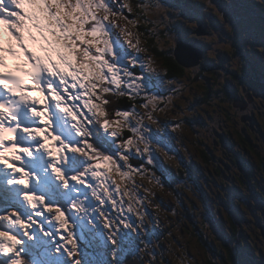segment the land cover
<instances>
[{"label": "clouds", "instance_id": "1", "mask_svg": "<svg viewBox=\"0 0 264 264\" xmlns=\"http://www.w3.org/2000/svg\"><path fill=\"white\" fill-rule=\"evenodd\" d=\"M153 3L155 7L138 6L149 17L147 23L152 27L148 34L156 38L159 50L146 45L144 32L134 33L127 26L124 10L134 11L132 0H110L107 9H92L83 26L87 35L66 33L63 49L43 62L46 71L36 75L38 69H29L28 79L0 73V172L8 186L18 187L27 209V214L8 209L0 215L5 225L0 228V264H45L46 254L63 257V264H82L77 236L81 225L106 241L109 252L105 264H166L164 252L157 247L159 238L147 240L159 219L155 215L160 212L157 193H165V188L161 177L138 157L146 160L158 154L171 169L177 157L150 140L149 129L159 132L161 121H174L170 132L175 140H182L184 118L191 114L189 105L198 94L209 96L218 111L228 112V107H219L221 103L231 106V115L240 118L257 107L253 101L259 97V110L264 113V95H256L239 80L246 62L233 46L231 24L212 0L198 3L202 12L219 21L223 31L208 26L205 34L188 37L207 46L203 57L192 65L176 61V36L166 34L175 21L167 17L169 9L156 5L155 0ZM255 5L264 11V0H255ZM176 19H180L178 13ZM181 23L197 28L195 21L182 19ZM93 28L99 31L92 33ZM85 40L90 43L85 44ZM253 47L264 56V45L249 43L245 51L250 53ZM85 51L92 59L84 55ZM161 56L176 61L184 71L166 68L158 58ZM205 60L215 67L204 68ZM102 64L113 71L102 68ZM209 78L212 83L205 87ZM226 82L233 85L243 109L234 107L226 95ZM157 87L163 91L157 93ZM21 115L31 126L20 127L17 117ZM96 137L111 145L113 155ZM69 155L80 161V168L66 177ZM36 156L44 160L45 172L61 190L71 186L73 198L66 208L46 203L42 194L32 190L38 180L26 167ZM132 163L139 167L133 168ZM179 168L175 163V169ZM178 183L192 190L183 180ZM125 232L134 238L136 248L121 260L119 249ZM37 235L47 239L46 251L33 246ZM236 246L232 241L231 248ZM177 259L178 264H189L183 256ZM256 264H264V255Z\"/></svg>", "mask_w": 264, "mask_h": 264}, {"label": "rangeland", "instance_id": "2", "mask_svg": "<svg viewBox=\"0 0 264 264\" xmlns=\"http://www.w3.org/2000/svg\"><path fill=\"white\" fill-rule=\"evenodd\" d=\"M141 1V4L144 7H155L153 0ZM117 2L119 3V0H117ZM212 2L217 5L219 10H221L222 6L220 4L216 3L215 0H212ZM155 4L169 9L166 15L170 21H175L169 25L168 29L166 30V34H169L170 36L175 35L176 43H178L180 40H183L186 42H191L193 45L197 44V41L188 39L191 34L196 33V31H193L195 29H191V33L180 35L179 26L176 23L178 20L181 21L182 19L188 20L190 22L195 20L191 18L192 12L186 9L184 5L185 3L182 2L177 4L175 0H155ZM20 6H23L21 8L23 16L16 15V8ZM5 7L11 8L12 11L4 12L3 9H0V16L7 17V20L0 19V22H8L10 28L12 26V29L17 31L20 39H17L16 42L22 41L27 35V32L24 29L29 30V27H27L26 23L28 18L36 19L38 22H40L41 27L37 28L40 30V33H36L37 31L35 32V29H33V35H40L43 39L46 51L45 54L47 56L46 60H48L52 54L59 53V51L54 48V42L58 45V47H60V50L63 49V41L65 39L66 33L74 31L77 35L81 36L88 34L83 26L88 22V16L91 14L92 9L94 7L101 6L96 2V0H14V2L5 0ZM200 7L203 6H198L199 9ZM126 12L125 15H127ZM177 13L180 19H176ZM236 15L237 14L232 9L224 10L225 19L231 24L234 32V35L231 37L232 43H236V41H238L242 48H245V45L249 43L253 45L255 43L253 42V35H255L254 31L248 29L247 26L242 23L240 24L243 25V28L241 30H236V27H234L236 24L238 26V16ZM92 18H94V16ZM13 20L14 22L10 23V21ZM128 20L129 19L127 17V26L133 28L134 33H138L139 31L134 27L132 22ZM69 21L72 23L70 24ZM77 25L79 27H77ZM209 25L214 30L221 32L223 31L222 25L216 26L213 22ZM31 29L32 28H30V30ZM98 31V28L92 29V33H97ZM238 32H240V34H238ZM239 35H241L242 38H240ZM260 35H264V33ZM164 39L166 40V38ZM15 43L13 42L12 44L14 45ZM84 43L89 44L90 42L85 40ZM259 44L264 45V42L261 40ZM206 47L207 46L203 44V49H201L202 52L205 51ZM253 52L254 47L250 53L248 52V54L253 55ZM115 54L116 53L114 51L113 55ZM84 55L89 59H92L87 51L84 52ZM256 65H258V63ZM117 66H119V64ZM101 67L103 68L109 66L107 64H102ZM203 67L211 69L215 67V65H212V63L208 61L207 63L204 62ZM109 71L113 70L109 67ZM245 76H247V72L243 70V75L241 77ZM113 79L115 82V77ZM242 80L245 81V78ZM210 81L211 78H209L206 83H209ZM230 84V82H226L225 89L227 87L230 88ZM155 91L159 93L162 92L163 89L157 87ZM203 96L206 95L198 94L197 98H194L192 104L189 105L188 112L191 114L184 118V132L182 140H175L174 135L170 132L171 126L175 123L174 121H161L160 123L162 127L159 132L151 128L149 129L150 140L164 147L170 154H174L177 157L176 161L171 165L175 173L167 164L163 162L162 158H160L158 154H151L146 160L143 157H138L141 163H144L143 161L148 163L149 166L156 172V174L161 177V181L165 188V193H157L156 199L160 203V212L155 213V215H157L159 219L155 221L156 227H154L148 233L147 240L151 242L152 238H159L160 243L157 245V247L164 252L163 259L166 261V264H178V256L185 257L189 264H209L207 263V260H211L213 264L216 261L220 262V257H212L213 255H211V249H217L218 245L222 243L231 246L232 241H235L237 245L234 250L236 251L237 256L238 254L239 256L241 255L243 262L242 264H256V261L262 255H264V237H260L257 235V232H254L257 224L255 220L256 218H264L263 214H261L264 211L261 205L256 203L257 201L252 198V196H255V193H253V190L249 188V185H247L246 182L239 183V186L243 188L244 192H246L245 196L248 197L246 198L244 196L243 198V208L232 204V202L234 203V201H237L238 198L236 197V193L235 195H231V191L233 190L231 188V183L229 181L227 182V180L223 177L219 178V176H216L218 179H214L213 181V178L208 175V168L205 165H201L202 159L205 164H207V162L202 156L200 158L198 150L203 149L201 146H206L207 143H214V141H211V138L208 136L209 134L206 133V128L213 122V120L219 118L218 115L223 117V111L217 110V107L214 106L213 100L211 98L209 100H204ZM219 107L221 108L230 106H225L221 103ZM194 138L201 141L202 145L199 143L198 144L200 146L194 144ZM207 138V141L204 140ZM96 139L100 144L101 141H99L98 138ZM106 150H108L106 152L109 155H113L110 145H106ZM220 151V148L216 150L218 154L214 156L215 160H219L221 158L220 154L222 153ZM227 151L229 153L228 158L232 160L235 153L230 150ZM40 159L42 158L39 156H36L34 159H32V162L35 163V165L30 164L32 169L30 168L31 166L28 168L26 167V170L31 171L38 180V183L32 186V190L42 194L45 197L46 203H51L55 206L61 207L62 209L66 208L70 199L73 198L71 186L68 190H61L59 188V184L54 181L53 177L45 172L46 163L43 159V161ZM72 163L73 165L77 166L73 168L72 165L68 163L69 167L65 169L66 173H64L66 177L79 171L80 161L78 160V163L72 161ZM175 163L180 164L179 169H175ZM195 165L196 170L193 169ZM131 166L133 168L139 167V165H135V163H132ZM182 168L186 169L187 172L188 169L194 173L197 171L195 174H197L199 177H196L195 174H193V178L190 177L189 179L188 173H185V177L183 176L182 179H177L176 175ZM209 168L211 170L218 169V167L213 163L209 164ZM181 180H183L185 184L190 185L192 190L189 191L187 187L179 184L178 182ZM0 181H2V179ZM226 182L228 183L227 186ZM220 183L224 184V189L220 188ZM9 190H12L13 194L15 195L14 197L16 199V203H12L10 200H7L6 202L5 199H1L0 215L4 214L8 209H16L22 214H27V209L21 202L20 191L18 187L12 185L9 187ZM56 192L62 194L60 197H63L64 195L67 197L65 199V205H61L53 199L54 195H56ZM168 193H170V195ZM224 198L228 200L225 201ZM202 200L204 201V206L208 205L212 207L210 216L202 215V207H200L203 205L201 203ZM193 203H196L199 206H195L196 209H194ZM247 207H249V209ZM217 209L223 214L232 217L234 220L237 219V216L251 215L250 217H252L253 222H250L248 225L244 226L241 224V226H239L240 231L236 234V236H227L221 229L220 234L218 230L219 227L224 225V222H221L218 219V212L216 211ZM239 209L242 210V212H240ZM149 211L153 212L152 209H149ZM192 212L195 213L194 216L191 214ZM238 220L240 223H243L242 218H239ZM249 220L251 219L249 218ZM259 222L264 225L263 221ZM3 227H5V225L0 222V228ZM77 236L79 238L78 243L80 244L82 264H105L103 261H106V258L94 253L91 254L89 249L93 246L95 248H99V250L106 251L108 254L109 246L102 235L99 233H93L85 225H81L77 229ZM201 236H204L205 239L209 241H207L206 244L201 243L199 240ZM211 239L215 240L213 241L214 247H210V243H212V241H210ZM47 245V239L40 238L39 235L36 236L35 243L33 245L34 247L46 251ZM127 245H129L131 248V252L135 251L136 241L129 233L125 232L121 235V247L124 248L122 249L120 247L119 249V258L121 260H123L126 254L125 248ZM257 248L259 250H257ZM172 249H174V252ZM235 259L237 262L238 257H235ZM45 264H63V257L46 254ZM220 264L225 263L220 262Z\"/></svg>", "mask_w": 264, "mask_h": 264}, {"label": "flooded vegetation", "instance_id": "3", "mask_svg": "<svg viewBox=\"0 0 264 264\" xmlns=\"http://www.w3.org/2000/svg\"><path fill=\"white\" fill-rule=\"evenodd\" d=\"M251 4V9L249 11H245L247 14L255 16L256 14L264 13V11L259 9V6L255 5V0H248ZM260 32L254 31L256 35L257 33H264V30L259 29ZM261 42V41H260ZM259 41L255 42L254 45L260 43ZM255 57L253 58L256 63H258L264 69V56L257 54L254 51ZM244 70L247 71V76L239 77L241 83H245L249 86V88L254 90L256 95H264V72L255 66V69L251 70V68L244 67ZM249 73V74H248ZM245 78V81L242 79ZM226 95L233 100L234 107H239L241 109L244 108V104L236 98L235 90L233 88H229L227 90ZM257 104V107L252 109L250 112H247L245 117H241L236 115H231L232 107H228V112L223 111V116L225 113H229V118L225 119H216L215 122L209 124L206 128V133L209 134L210 137H213L214 142L218 143L220 150L222 151L221 158L219 160H215L217 167L220 168L221 172H218V169L211 170L209 168V162L205 164L202 159V165H207L208 175H210L214 179H218L216 176L223 177L231 183V195H235L238 200H241L244 204V196L246 192H244L243 188L239 186V183H247L249 188L253 190L255 193L254 198L259 205H261L264 211V114L259 110V97H256L253 101ZM224 107H221V109ZM219 121V122H218ZM234 134L240 135L243 137V140H239L234 136ZM230 150L235 154V158L230 160L226 155L225 151ZM226 155V160H223L222 157ZM226 182V186L228 183ZM221 189H224V184H219ZM220 193V192H218ZM227 194V193H226ZM248 198L247 196H245ZM224 200H228L224 198ZM235 203V202H234ZM233 204V202H232ZM237 206V205H236ZM239 207V206H238ZM249 209V207H247ZM240 210V209H239ZM218 212V219L221 222H225L226 214H223L220 210H216ZM264 216V212L261 213ZM251 216V215H250ZM249 215L237 216V219L234 221L236 225H241L238 218H242L243 224L248 225V223L253 222L252 217ZM262 216V215H261ZM259 216V217H261ZM249 218L251 220H249ZM264 221V218H256L255 222L256 229L254 232H257L259 235V231L261 230V235L264 237V227L260 221ZM243 225V226H244ZM259 228V229H258ZM219 232V231H218ZM257 250H259L257 248Z\"/></svg>", "mask_w": 264, "mask_h": 264}, {"label": "trees", "instance_id": "4", "mask_svg": "<svg viewBox=\"0 0 264 264\" xmlns=\"http://www.w3.org/2000/svg\"><path fill=\"white\" fill-rule=\"evenodd\" d=\"M192 2L193 3H191V4H187V6H189V7H187L186 9L188 11L192 12V17L191 18L195 19L194 21L197 23V26L201 24V25L205 26V28L207 30V27L210 26L209 24L212 23V22L216 26L217 25H219V26L221 25L219 23V21L214 16H212L211 14L202 12L201 11L202 7H200V9L198 8V6H202L201 4L198 3V0H192ZM215 2L222 6L220 11H222L223 13H224V10L230 9V1L229 0H215ZM141 3H142L141 0H133L132 6L134 8V11H132L131 13L126 12L127 15H128L127 17L129 19L128 21L132 22L134 27L139 32L142 31V32L145 33L143 39L146 41V45L147 46H149V47H157V50H159V45L156 44V38L153 37V36H150L148 34V29L151 28L152 25L150 23H147V21L149 20V17L144 15V13L142 12L141 7L138 6V5H142ZM205 21H207V24H205ZM176 23L179 26L180 35H185L187 33H191V29L187 28L183 23H181L180 20H178ZM246 24H247V26L249 27L250 30H253V31H256V32H260L259 29L264 30V27L262 25H260L258 22H256L255 20H253V19H248L247 18V23ZM234 27H236V30H241L243 28L240 24H238V26L236 24ZM238 34H240V32H238ZM257 34H258L257 35L258 38H260L264 42V35H260V33H257ZM259 35H260V37H259ZM239 37L242 38L241 35H239ZM184 40H185V38H184ZM198 44H201V46L203 47V43L198 42ZM233 46L236 48L237 54L242 59L245 60V62H246L245 65H244V67H245L247 65V63H248V59H250V55L248 54V52L245 51V48L241 47V45L239 44L238 41H236V43H233ZM173 55L175 57L174 53H173ZM158 58L161 60V63L166 65V68H172L174 71H175V69L179 68L180 71H184V69L179 64H177L176 61H170V59L168 57H163V56L158 57ZM219 58L221 60H223V54H219ZM204 62L207 63L208 61L205 60ZM211 83H212V81H210L209 83H206L205 87H207ZM230 88H232V84H230ZM227 90H229L228 87L225 89V92ZM203 97H204L203 98L204 100H209L210 99V97L207 96V95L203 96ZM222 115H223V113H222ZM209 117H211V116H209ZM218 117L219 118H217V119H225L226 121H228L226 118L227 117L229 118V113H225V116H223V117H221V115L220 116L218 115ZM187 121H188V119H187ZM215 121L216 120H213V122H215ZM234 136H236V138L239 139V140H243V137L240 136V135L234 134ZM97 138L99 140L104 141L103 137H97ZM210 138H211V141H215V140H213V137H210ZM193 140H194L193 141L194 144H197V145L201 144V141L197 140L196 138H194ZM204 140L207 141L208 138L204 139ZM100 144H102V143H100ZM102 147H103V145H102ZM103 148L105 149V151H108V150H106L105 147H103ZM201 148H203V149L198 150L199 154H200V157L202 156L206 160V162H209L210 164H212V163L214 165L217 164L215 159H214V156L218 154V152H216V150L219 148L218 143H216V142H214V143L211 142V144L207 143L206 146L203 145V146H201ZM220 152L222 153V151H220ZM225 153H226L227 156L229 155L228 151H225ZM221 155L222 154H220V157H221ZM226 155H224L222 157L223 160H226ZM234 158H235V156H234ZM143 162L146 163L145 161H143ZM135 165H137V164L135 163ZM218 167H222V166L220 165ZM182 169L185 170L184 168H182ZM183 170L178 171V174L176 175L179 179H182V177H183V175L185 173V172H183ZM218 172H221L220 168H218ZM59 202L63 203V199H59ZM233 204L243 208L242 207L243 206L242 205L243 202L241 200H237ZM193 205H194L193 206L194 209H196L195 206H199L196 203H193ZM200 207H202V212H203L202 215L203 216H210V209L207 206L202 205ZM240 212H242V210H240ZM191 214L193 216L195 215L194 212H192ZM190 218H191V216H190ZM225 218L226 219H225L224 225H222V227H219L218 231L221 234V230H222L225 233V235H227V236H232V235L236 236V234L240 231L239 225H236V223L234 222L235 220L232 217L227 215V216H225ZM241 224H243V223H241ZM263 227H264V225H263ZM259 236L263 237L261 235V230L259 231ZM203 237L201 236L199 240H200L201 243L206 244L207 241H209V240H206L205 237L204 238ZM210 241H212V243H210V247L211 246L214 247L213 246V241H215V240L211 239ZM211 251H212L211 255H213L212 257H220L219 258L220 262H223L225 264H230L231 261H232V264H242L243 263L241 255L239 256V254H238V256H237L236 251L233 248H231V246H229L228 244H225V243L219 244L217 249L213 248V249H211ZM235 257H238L237 262H236ZM207 263L213 264V262H211V260H207Z\"/></svg>", "mask_w": 264, "mask_h": 264}, {"label": "bare ground", "instance_id": "5", "mask_svg": "<svg viewBox=\"0 0 264 264\" xmlns=\"http://www.w3.org/2000/svg\"><path fill=\"white\" fill-rule=\"evenodd\" d=\"M33 22L35 23V25L37 24L36 27H41V24H40V22H38V20L33 19ZM3 24L4 25L0 27L1 33L3 32V35H1V37H5L6 39H8L9 41H12V43H13V41H15L19 38V35L17 34L15 37L10 35L6 29V28H10L9 23L4 21ZM27 27H28V25H27ZM11 28H13V27L11 26ZM24 30L27 32V34H29L28 29H24ZM37 32H39L38 29H37ZM39 38H41V37H39ZM24 42L27 44V46L29 48H32V46H33L35 48V52H39V54H41L45 58V53L41 50L39 40L35 41V39L32 38V35H31V37L29 35V38H25ZM16 45H17V42H16L15 46ZM53 45H54V48L56 50L60 51V47H58V45L55 42L53 43ZM40 160L43 161L42 159H40ZM31 163H32L31 161H28L27 165H29ZM0 173H2V172H0ZM1 179L3 181H5L4 178H1V176H0V180ZM14 196L15 195L12 193V191L9 190V188H7V185L4 182L2 183L0 181V198L5 199L6 202H7V200H10L12 203H16V199Z\"/></svg>", "mask_w": 264, "mask_h": 264}, {"label": "water", "instance_id": "6", "mask_svg": "<svg viewBox=\"0 0 264 264\" xmlns=\"http://www.w3.org/2000/svg\"><path fill=\"white\" fill-rule=\"evenodd\" d=\"M196 34L198 35L205 34L204 30L202 31L201 26L198 30H196ZM174 54L176 61L184 65L195 64L202 57L201 51L198 48L191 46L190 44L184 43L182 41H180L177 44L174 50Z\"/></svg>", "mask_w": 264, "mask_h": 264}, {"label": "snow or ice", "instance_id": "7", "mask_svg": "<svg viewBox=\"0 0 264 264\" xmlns=\"http://www.w3.org/2000/svg\"><path fill=\"white\" fill-rule=\"evenodd\" d=\"M10 2H14V0H10ZM99 4H100L101 7H104L105 9H107L108 7L111 6L110 0H100ZM22 7L23 6H20V7L16 8V15L23 16V12L21 11ZM0 9H3L4 12H11L12 11L11 8L5 7V0H0ZM0 19L7 20V17L0 16ZM93 19H95V17ZM11 22H14V20L10 21V23ZM6 29H7L8 33L11 34L13 37H15L17 35V33L15 32L14 29H12V28H6ZM22 67L24 68V71L15 72L14 76H16L17 78L23 77L25 79H28L31 76V73H30L29 69L27 68V64H25L23 57H22ZM0 78H2V77H0Z\"/></svg>", "mask_w": 264, "mask_h": 264}]
</instances>
